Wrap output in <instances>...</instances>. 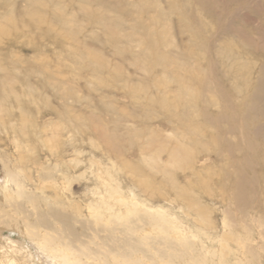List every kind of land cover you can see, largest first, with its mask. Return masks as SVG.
Returning <instances> with one entry per match:
<instances>
[{
    "label": "rangeland",
    "instance_id": "1",
    "mask_svg": "<svg viewBox=\"0 0 264 264\" xmlns=\"http://www.w3.org/2000/svg\"><path fill=\"white\" fill-rule=\"evenodd\" d=\"M28 1L0 0V19L10 9H13V16L17 19V24L11 26L8 33L0 34V65L4 67V71L0 70V77L6 71L14 76L8 80L6 88L0 86V95L4 94V111L0 113V185L5 184L4 161L10 165L20 163V154L24 157L21 164L30 175L25 184L29 191L35 190L34 186L40 180V165L61 164L66 169V162L70 174L77 176L71 181V196L78 204L85 206L90 199L96 202L101 197H108L99 178L104 174L98 176L97 170L109 169L122 187L123 195L129 197L135 192L136 198L146 202L153 210L161 207L172 215L178 213L186 229L203 230L197 238L198 248L203 249V245L208 244L209 251L217 252L213 255L207 252L208 257L214 263L218 262L217 240L223 230L224 211L230 217H238L243 214L239 208L247 211L250 208L245 200L254 193L260 198L264 192L263 134L252 136L257 148L253 154L242 142L238 147H226L218 152L212 142L205 147L203 143L195 141L191 161L184 168L171 170L179 184L190 185L195 193L197 198L193 207L201 204L207 208L209 223L212 224H205L197 220L195 212L187 213L180 200L175 201L174 189L169 184L160 185L165 180L163 172L143 162L144 155L150 152L159 154L157 147L161 141L167 147L160 152L159 165L166 167L170 151L177 142L174 132L179 125L188 131L186 124L171 117L173 110L151 102V98L162 97L167 91V96L171 97L179 88L178 81L184 79L179 69L195 68L189 84L197 93H203L209 79L213 81L207 96L209 99L224 105L223 95H226L234 104H238L237 100L246 96L251 104L249 95L264 63V0H158L160 7L151 3L141 11H137L134 5L138 0H117L123 4V9L115 11L99 6L103 0H95L90 3L88 14L78 12L79 0H67L68 6L64 8L63 16L75 15L78 24L75 39L64 35L62 24L52 22L55 13L52 4L40 6L46 11L43 12L45 18L40 23H32L26 14ZM160 8L164 9L163 12ZM72 9L78 11L71 12ZM166 21L175 36V45L163 43L160 29ZM232 23L234 27L231 30L218 32L220 27L231 26ZM108 26L114 30H109ZM223 39L230 40L235 55L248 63L237 76L229 72L233 57L217 54L219 48L226 49L225 43L224 46L219 44V40ZM86 48L98 51L103 57L104 65L100 73L94 72L90 60L80 63L74 59V49L79 57H84ZM170 53L173 56L171 63L158 61L157 56ZM141 56H144L142 62L139 61ZM144 62L149 64L147 71L144 70ZM170 72L175 80L167 84L164 74ZM184 84L187 85L188 81ZM235 84L241 87L240 94L234 89ZM135 85H141L142 89L134 93L132 86ZM4 89L7 92L4 93ZM254 103L260 105L258 100ZM202 105L203 100H198L197 106ZM20 106L29 114L26 136L13 131L14 126L20 125ZM175 106L176 112L180 113L182 104ZM219 109L217 106L210 108L212 117L218 114ZM253 116V123L264 121L259 113ZM196 121L204 124L203 134L200 133L199 137L210 141L211 134L216 132L210 125L216 129L218 125L215 122L205 125L202 117ZM95 123H100L104 126L103 130L109 132L116 128V145L106 144L102 140L101 130L95 127ZM135 131L142 134L135 137ZM148 132H154L160 141L158 139L152 143L153 146H148ZM14 133L19 135L23 145L21 148L16 147ZM50 133L56 134L52 140L56 151H51L48 144L43 142L51 136ZM74 158L77 159L75 167L71 165ZM91 160L95 161L94 165ZM125 163L140 165L142 175L131 172L123 166ZM238 164L242 166L240 170ZM250 166L254 167V171ZM238 171L243 172L248 180L254 179L253 188L244 187V199L239 207L228 196ZM254 173L258 175L257 178H254ZM62 175L57 172L58 184L50 187L47 195L54 196L57 189L60 192L66 190ZM202 178L205 185L198 186L196 182ZM140 179L150 185L139 183ZM92 187L96 189L94 194L88 191ZM71 192L68 190L67 194ZM40 206L42 211L47 212L43 201ZM9 209V203L0 189V214ZM35 220L36 216L31 215L30 221ZM24 224L25 221L17 225L0 216V254L22 259L31 256L33 264H55L28 235L21 232ZM78 229L81 230V227ZM204 232L214 236V240L210 241ZM230 243L234 244V241ZM261 257L260 263L264 264V255Z\"/></svg>",
    "mask_w": 264,
    "mask_h": 264
},
{
    "label": "bare ground",
    "instance_id": "2",
    "mask_svg": "<svg viewBox=\"0 0 264 264\" xmlns=\"http://www.w3.org/2000/svg\"><path fill=\"white\" fill-rule=\"evenodd\" d=\"M66 1L67 0H60L57 2L54 0H29L26 14L29 16L32 23H40L45 18L43 12H46L40 9V6L44 7L48 4L51 6L52 4L53 12H55L52 22L62 24L64 35L75 39L78 33V24L76 23L75 15L63 16L64 8L68 6ZM69 1L70 0H68V2ZM93 1L95 0H79L78 7L80 10L77 11L88 14L89 5ZM139 1L141 3H139ZM151 3L152 5H158L160 7V2L158 0H138L137 4L134 5L137 11H141L146 5ZM99 6L106 7L111 11L123 9V4L117 0H103L99 3ZM160 10L163 12L164 9L160 8ZM77 11L72 9L71 12ZM156 19L159 20V17ZM16 24L17 19L13 16V9H10V12L0 19V34L8 33L10 27ZM233 27V23L231 26L227 24L225 27H220L218 32H226ZM108 28L109 30H114L109 26ZM153 33H155V31H153ZM160 34L163 36V43L165 45H175L176 39L167 21L160 29ZM151 39L155 41L153 35H151ZM224 43L226 49L224 48L223 50L219 48L217 54L220 56L227 55L233 57V64L229 65V72L237 76L238 72L240 73L248 63L246 60L239 59L235 55L234 50L231 49L230 40H219L220 45L223 44L224 46ZM74 52V59L76 58L80 63L84 60H90L94 72L96 74L100 73L104 62L103 57L98 51L86 48V56L84 57H82V55L79 57L76 53V49H74ZM157 57H159L158 61L163 64L165 62L171 63L173 60L171 53L168 55L161 54ZM143 59L144 56H141L139 61L142 62ZM148 66L149 64L144 62L145 71L148 70ZM210 67H212V64ZM165 69H167V67ZM0 70L4 71V67L1 65ZM179 72L182 73L184 79L178 81L179 88L173 95L171 97L167 96V91L162 94V97L159 95V97H152L151 102L158 103L167 109L173 110L171 112V117L178 122L180 121L182 124H186L188 131H185L184 128L179 125L174 132L177 142L170 151L167 163V166L171 169H167V166L159 165V155L160 152L167 147L166 144H163L154 132H148L147 137L150 140L148 146H153L152 143L159 139L160 146L158 145L157 151H160L158 155H156V152H150L144 155L143 162L153 169L157 168L159 171L163 172L165 180H163L160 185L169 184L174 189L175 201L180 200L187 213L195 212L197 214V220L211 225L212 223H209L210 221L208 219L207 208L201 204L197 205L196 208L193 207L197 198L195 193L192 191L190 185L179 184L171 170L173 168H184V166L191 161L195 141L203 143L205 147L210 145L208 142H212L214 148H216L218 152L224 150L226 147H238L240 142H242L250 148V151H248L249 153L253 154L257 152L256 144H254L252 136L263 134L262 137L264 139V121L253 123V114L259 113L262 119H264V63L260 66L254 88L251 95H249L252 100L251 104L247 102L246 96L237 100L239 102L238 104H234L226 95H223L224 105H220L217 100L207 97L211 91L210 89L213 81L208 79L203 93L199 94L192 85L189 84L193 76L192 74L195 72V68L189 70L185 69L184 71L179 69ZM224 73L226 75V70ZM164 76L165 83H170V80H175L172 72L168 75L164 74ZM11 78H14L12 74L8 71L4 72L3 76L0 77V86L6 88L9 84L8 80ZM160 79L155 83L156 87ZM184 80L188 81L187 85L184 84ZM100 81L103 82L102 79ZM204 81L202 83H204ZM235 86L234 89L240 94L242 91L241 87H238L237 84H235ZM139 88L140 90L142 89L141 85L132 86L134 93L137 91L139 92ZM70 91L72 92L71 89ZM3 92L5 93L7 90L4 89ZM198 100H203L202 107L197 106ZM257 100L260 104L259 106L255 103L253 104V101L255 102ZM3 101L4 94L0 95V113L4 111ZM176 104L177 106L182 104L183 109L180 113L176 112ZM215 106L220 109L218 114L212 117L210 108ZM20 109V125L14 126L13 131L25 135V127L29 122V114L21 106ZM200 117L204 118L205 125L209 122H215V124L218 125V130L213 125H210V127L216 130V132L211 134L210 141H208V139L203 140L202 137H199V134H203L204 131V124L196 121ZM223 122H225V124H221ZM95 127L99 131L101 130L102 140H105L104 142L106 144L116 145L118 141L116 128L109 132L103 130L104 126L100 123H95ZM179 130H181L180 133L178 132ZM224 130L225 133L223 134L222 132ZM237 130L239 134H236ZM140 134H142V132H134L135 137ZM55 136L56 134L52 133L47 140H43L44 143L48 144L51 151L54 149L56 151L53 142ZM13 137L16 147L21 148L23 145L19 141V135L14 133ZM191 141L193 143H191ZM23 159L24 157L20 154L18 159L20 163H15L13 165H10V163L6 161L3 163L5 184L0 185V189L2 190L5 201L9 203L10 209L5 210L0 216L8 218L10 222L11 220L14 221L17 225H19L20 221H25L24 229L23 231L21 230V232L28 235L39 250L46 253L55 264L262 263H260V261L262 258L261 256L264 255V192L260 198L254 193L250 199L245 200L249 203L247 205L250 208L248 211L244 210L245 208H239V211L243 212V214L238 217H230L227 211H224L223 230L221 235H218L219 238L217 240L219 245V261L214 263V261L208 257L207 252H211L212 255L217 252L209 251L208 247L210 246L208 244L203 245V249L198 248L197 238H199V233L203 230L199 228L193 230L190 229V227L186 229V227L182 225V220L180 216H178V213L172 215V213H168L161 207L153 210L151 209L152 207L150 208V206L146 205V202L144 203L137 199L135 192V194H130L129 197L123 195L121 191L122 187L120 188L117 178L112 172H109V169L108 171L107 169H105V171L104 169H101V171L97 170L98 176L104 174L99 178L100 180L102 179L108 197H101L96 202L90 199L85 203V206H82L71 196V181L77 176L70 174L68 163L65 162L66 169H64L61 164L47 167L40 165V168H42L39 175L40 180H38L37 184L34 186L35 190L29 191L26 189L25 184L29 181L30 175H28L24 165L21 164ZM76 163L77 159H72L71 165L73 167H75ZM250 163L252 164V162ZM91 164L94 165L95 161H92ZM123 166L127 167L134 174L142 175L140 165L133 166L125 163ZM241 168V164H238V170ZM249 168L254 171L253 166ZM57 172L63 174L62 176L65 180V188L67 191L64 190L60 192L57 189L54 190L56 193L54 196H49L46 191L50 187H54L58 184ZM237 175L238 177L234 183V187L231 194L228 196H230L231 201L233 200V202H236L237 207H239L244 199V187L253 188L254 179L248 180L241 171H238ZM257 176L258 175L254 173V178H257ZM146 182L147 181L143 179L139 181L141 184L145 183L147 186L150 185ZM203 182L204 179L202 178L199 182L197 181L196 184L198 186H204L205 184ZM68 190L71 192L70 194H67ZM88 191L92 194L96 193L94 187L89 188ZM41 201L44 202V210H47V212L42 211L40 206ZM118 203L119 207L114 209V206ZM122 207H124V209ZM31 215L36 216V220L33 222L30 221ZM78 227H81V230H79ZM204 233L207 234L210 241L214 240V236L208 234V232ZM230 241H234V244H231ZM200 242H204V240H200ZM31 258V256H26L25 259L18 258V256L8 257L3 253L0 254V264H33Z\"/></svg>",
    "mask_w": 264,
    "mask_h": 264
}]
</instances>
